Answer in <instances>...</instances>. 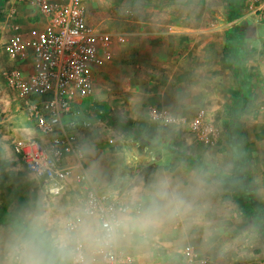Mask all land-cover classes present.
Here are the masks:
<instances>
[{"label": "rangeland", "instance_id": "374dc122", "mask_svg": "<svg viewBox=\"0 0 264 264\" xmlns=\"http://www.w3.org/2000/svg\"><path fill=\"white\" fill-rule=\"evenodd\" d=\"M238 1L237 5L235 0H85L92 25L108 33L130 34L127 45L116 50L115 59L97 77L96 100L88 103L97 104L104 125L113 128L117 136L113 146L147 149L162 164L169 157L167 166L188 162L223 167L220 180L233 186L234 202L241 209L225 227L233 230L237 250L244 252L237 264H264V19L255 12L254 1ZM163 3L172 4V10L157 12L153 6ZM129 9L133 16L127 15ZM36 13L37 0H0V209L7 219L27 201L48 197L67 202L79 195L70 187L60 197L49 196L11 148L13 141L29 139L32 133L19 98L7 84L14 68L7 44L33 27ZM184 26L187 33L181 37L170 32L171 27L178 32ZM137 37L143 41L134 46ZM160 63L158 78L153 73ZM158 79L161 93L156 89ZM162 96L166 105L179 101L177 112L165 107ZM152 108L169 109L187 120L205 110L220 130L218 146L202 145L185 129L151 128ZM100 136L102 144L112 148L107 137ZM181 136L195 140L193 150L206 147L208 161L201 162L195 152L178 145ZM5 221L0 219V227ZM187 230L139 239L149 254L144 264H186L181 252L194 248Z\"/></svg>", "mask_w": 264, "mask_h": 264}, {"label": "built area", "instance_id": "2783aa9c", "mask_svg": "<svg viewBox=\"0 0 264 264\" xmlns=\"http://www.w3.org/2000/svg\"><path fill=\"white\" fill-rule=\"evenodd\" d=\"M252 1L264 19V0ZM127 43L125 34L104 32L89 22L85 0H37L33 27L8 42L7 53L15 66L7 84L34 131L29 139L13 141L11 148L49 196L60 197L70 187L77 188L79 195L91 188L100 194L111 190L113 195L128 188L104 187L89 174L87 158L79 153L82 135L96 126L109 136L110 144L117 141L113 128L104 125L88 100L95 94L97 72ZM148 115V124L155 130L185 129L205 146L219 143L220 130L205 110L191 120L157 108ZM137 241L115 249L104 257V264H139ZM181 255L186 264H211L192 247Z\"/></svg>", "mask_w": 264, "mask_h": 264}, {"label": "clouds", "instance_id": "9594fccd", "mask_svg": "<svg viewBox=\"0 0 264 264\" xmlns=\"http://www.w3.org/2000/svg\"><path fill=\"white\" fill-rule=\"evenodd\" d=\"M93 151L87 143L79 149L82 158ZM211 188L206 171L177 176L158 170L115 195L91 188L67 202L27 201L0 227V264H104L121 245L166 226L204 223Z\"/></svg>", "mask_w": 264, "mask_h": 264}, {"label": "crops", "instance_id": "0c3cea01", "mask_svg": "<svg viewBox=\"0 0 264 264\" xmlns=\"http://www.w3.org/2000/svg\"><path fill=\"white\" fill-rule=\"evenodd\" d=\"M153 7H158V10H156L157 12H170L173 8L172 4L169 3L168 4L163 3V6L160 7L159 6H153ZM127 15L129 17L133 16L134 10L129 9L127 11ZM174 28L176 27H171L170 32L174 33V36H176L175 38L181 37L179 36V34L184 35V33H187L186 26L180 28L181 30H184V32H181V30L175 32ZM118 34H125L127 37L130 35L129 33H118ZM134 40L136 41V43H134V46H136L137 41H141V40L143 41V39H140L138 37L135 38ZM156 41L158 44H164V42H161L162 41L161 39H157ZM154 43L156 42L154 41ZM137 54L138 52H136V55ZM109 64H107L103 69L97 72L95 76V86H96L97 77L101 72H103V70ZM159 65L160 66H157L158 71H154L153 68L154 71L153 75L158 76V78H160L159 75L162 74L161 68L163 67V64L160 63ZM158 82L159 85L156 86V89L159 90V93H161V90H163L161 88V85L163 84L159 79ZM96 95L97 93L95 87V94L92 98L89 99V101H91L89 103H93V101L96 100L97 97ZM165 100L166 99L164 96L160 98V101H162L164 105H166ZM175 102H179V101L173 100L172 104L169 103V105H166L165 107L170 108L175 113L177 112L176 108L178 107V104L177 103L175 104ZM19 105H20V112L25 117V114L23 113V111H21L20 100H19ZM94 105L96 106L97 104ZM171 110L168 109L167 111H171ZM145 116H146V112H145ZM25 119H27V117H25ZM27 121L30 125L29 132H31L32 133L31 135L33 136L34 131L32 125L28 119ZM101 134L105 135L104 133H102L101 129L98 126H96L92 130L86 131L82 135V139L84 144L87 143L94 146L93 153L91 154V156L87 157L86 159L87 160L86 165L89 174L93 177V179L101 181L104 187L108 189L119 188L122 190L125 187L134 185L135 184L134 182H142V181L146 182L152 176V174L158 170L169 171L177 176H187V174L193 171L194 169L206 171L212 177V188H211L212 195L210 197V210L207 213L205 222L195 226L187 225L184 223H176L169 225L168 229L166 227L163 228L158 233H160V236H165L166 232L168 234L170 233L178 234L180 230L183 229V227H186L187 229H189L187 231L190 232L189 242L192 244V246L195 249L198 248V250L202 252L206 258L210 260L211 264H237L241 262L240 260L242 259L244 252L237 250V246H236L237 240L235 239V237L232 236L233 230H228V231L225 230L226 221H232V216L234 215L238 216L241 213L240 211L241 209L238 208V204H235L236 202H234L233 191H232L233 186L225 183L224 180H220V175L223 174L224 172L223 167L212 164L197 165L188 162H175L172 163L170 166H167V164L164 163L165 162L167 163V159H169V157H165L163 164L162 162H160V160L159 162H155L154 158L150 156L151 153L147 152V149H139L137 146L133 145L134 147H132L131 149L125 150L123 149L122 146L118 147L112 145L111 148L106 146L105 144L103 145L101 140H99V139H103L100 136ZM106 137L109 141V136ZM181 137L182 138L180 140H177L180 141L179 142L180 144L178 145L185 147L184 149L188 150V153L189 151L192 153L195 152L194 155H196L201 162L208 161L209 151L207 150L206 147H205L206 149L200 147L197 149V151L195 149L193 150L192 146L194 145L193 143L195 142V140L193 138L188 139L187 137L189 136H185V137L181 136ZM245 189L247 188L245 187L244 190L240 189V194L242 193V191H245ZM240 198L241 196L238 199ZM137 255H138L139 264L146 263L147 259L149 258V254L145 252V248L143 247V244L139 243L138 241H137ZM225 261H227V263H224Z\"/></svg>", "mask_w": 264, "mask_h": 264}, {"label": "trees", "instance_id": "16d2710c", "mask_svg": "<svg viewBox=\"0 0 264 264\" xmlns=\"http://www.w3.org/2000/svg\"><path fill=\"white\" fill-rule=\"evenodd\" d=\"M235 1L237 3L238 0H235ZM238 2L240 3V1H238ZM237 5H238V3H237ZM0 219L1 220H6L7 219L6 212H4L2 209H0Z\"/></svg>", "mask_w": 264, "mask_h": 264}]
</instances>
